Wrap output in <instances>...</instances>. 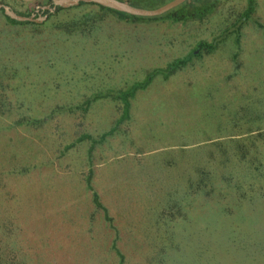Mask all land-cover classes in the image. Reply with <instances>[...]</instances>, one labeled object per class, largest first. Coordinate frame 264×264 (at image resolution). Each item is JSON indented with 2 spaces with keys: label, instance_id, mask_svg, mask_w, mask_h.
<instances>
[{
  "label": "rangeland",
  "instance_id": "obj_1",
  "mask_svg": "<svg viewBox=\"0 0 264 264\" xmlns=\"http://www.w3.org/2000/svg\"><path fill=\"white\" fill-rule=\"evenodd\" d=\"M0 1L16 11H35L47 2ZM245 3L221 0L204 18L178 22H127L103 12L104 19L98 22V28L93 27L96 30L91 36L61 34L55 24L60 19L91 13L98 8L96 5L69 7L45 19L48 25L38 29L8 24L0 18V31L4 30L0 39L5 40L7 35L12 43L0 51V203L3 201L7 208H0V230L15 228L9 246L29 252L33 257L29 264H115L110 249L114 230L101 221L99 212L92 222L88 217L93 205L81 173L88 141L67 151L64 148L79 134L96 135L112 126L119 117V101L105 95L93 99L86 111L77 106L95 93L125 90L144 81L148 72L186 55L199 40L210 41L231 26ZM262 81L264 0H256L252 18L240 28L239 44L229 33L214 51L194 56L167 80L157 74L147 87L135 92L130 102L138 99L137 114L141 118L134 123L133 132L169 134L164 139L150 138L158 149L164 146L159 142H170L171 134L186 119L198 124L216 115L212 120L223 128L224 105L245 104L254 84ZM52 111L53 115L41 125L16 122L25 117L43 118ZM209 125L204 123L203 130ZM196 131L191 134H201ZM218 132L227 133L223 129ZM117 133L127 134L120 128ZM207 147L208 143H197L179 151L172 149V154L178 156L183 185L188 183L187 174L193 172L194 164L202 162ZM214 183H218L215 177ZM181 198L189 201V217L174 221L171 233L162 228L152 231L136 227L116 235L124 264H158L160 258L162 264H264L255 249L258 243L264 249L263 204L256 201L253 210L226 214L222 212L223 198L211 202L192 190L182 193ZM182 203L187 206L185 201ZM141 215L143 219L144 212ZM197 217L209 224L202 228L207 233L203 234L201 257L187 246L188 233L194 229ZM138 230L143 231L142 235ZM232 234L237 235L238 244L228 239Z\"/></svg>",
  "mask_w": 264,
  "mask_h": 264
},
{
  "label": "trees",
  "instance_id": "obj_2",
  "mask_svg": "<svg viewBox=\"0 0 264 264\" xmlns=\"http://www.w3.org/2000/svg\"><path fill=\"white\" fill-rule=\"evenodd\" d=\"M51 1L52 0H47L46 4L51 3ZM126 1H128L133 6L154 9L170 0ZM220 2L221 0H186L180 5L161 15L149 17L135 16L98 4L81 2L78 6L83 4L84 6L96 5L98 8L91 11V13H85L80 17H75L74 19H60L58 23L55 24V28L57 31H59V33L65 34L67 36L75 35L77 32L84 34L85 36H91L94 33V29L96 30V28H98V22H101L104 19L103 12H108L115 16L118 20L127 22H138L143 20L155 21L161 19L178 22L189 19H202L212 13L220 4ZM0 3L5 2L0 1ZM8 5L14 10L12 5ZM255 7L256 0H246L244 8L239 12L238 15L236 14V17L231 22V26L229 28L224 29V31L222 30L210 41L199 40L194 48L186 55L173 58L163 68L153 69L148 72L144 81L135 82L125 90L119 89L113 90L112 92L108 90L109 92L107 93H95L91 96V98H86L80 104V106H77L79 109L86 111L93 99L96 100L105 95H112L113 99L119 101V104L117 105L119 106L118 109L120 110L119 117L115 120L112 126L98 134V139L94 138L92 134L82 133L79 134L74 141L67 143L64 148V150L67 151L72 146L78 147V145L83 141H88V144L85 148L86 165L81 171L85 183V189L89 194V199L93 205L88 217L92 222L95 220L96 213L99 212L102 219L101 221H104L107 226H110L114 230V239L110 244V249L114 251L116 258L115 264H124V254L118 248L116 244L117 240L115 239L116 235L119 234V228L112 224V217L109 216L108 210L102 203L99 193L92 182V151L95 147V144L102 143L108 135H112L116 131H119V128L125 132V129L120 127V125L128 118L130 99L133 98L135 92L138 89L147 87L154 76L161 74L163 78L167 80L169 77L174 75L177 70L186 67L194 56L200 57L203 52L209 53L214 51L218 44L223 41V39L229 33H233L235 43L239 44L240 28L242 24L252 18ZM65 9L68 8L57 6L55 12L50 13L48 11H44V14H48L46 19L49 20L53 15H57ZM16 12L21 15L28 16L35 11L18 10ZM35 16H37V13ZM0 18L4 19V21L8 24L31 26L37 29L48 25L46 23L47 20L43 23H36L33 21H18L12 19L11 17L4 14L3 9H0ZM257 24L262 26L259 22H257ZM94 26L96 28H93ZM3 32L4 30L0 31V34ZM4 37H6L5 40L0 39V41H3L0 44V51L5 50L6 47L8 48L9 44L12 46V43H10L7 39V35H4ZM0 81L2 82L1 79ZM263 89L264 81L259 84H254L253 88L251 89V93L246 95L247 97L245 104H236L235 102H231L227 105H224L226 113H223V118H226L223 120V128L218 125L219 122L212 120L214 117H216V115L211 116L209 120H207V117H205L206 119L205 122L203 121V123L201 122L195 124L194 120L190 119H186L181 123L177 132L175 134L173 133V141L178 143V147L176 148L178 151L179 149L193 146L197 143H208L209 145L202 162L198 161L197 164L195 163L193 166V172H190L191 174H187L186 182L188 183L185 185H183L184 181L181 180L178 156H174L170 148L163 147V150L148 154L147 158L151 164L146 166L148 167L147 173H143L142 177H144V175L147 176L146 198L148 197V200L150 199L152 204L149 200L146 221L144 218L140 221L141 229H152L153 231L162 228L163 231L172 232L174 221L178 223L181 219H187L189 217L187 214L188 209L190 208L189 201H186V199L182 200L181 194L183 193L185 195V192L190 193L191 190L196 194L197 191L202 193L204 198L211 200V202H214L215 199L219 201L220 198H223L222 212L226 214L237 212L238 210H253L256 208L253 207L256 201H259V205L263 204L264 206ZM1 103L2 101H0V110L3 109ZM69 110L73 109L69 107ZM53 113L54 111L43 116V118L41 117L37 119L27 120L25 117L17 120L16 122L23 124V121H25L27 124L41 125V123H43L45 119L50 118ZM206 122H209L210 124L207 126L209 130L206 128L203 130L202 125ZM214 128L216 130H214ZM222 129L223 131H227V133L219 134L220 132L218 131H221ZM194 130H198L196 133L201 134H191V132ZM61 153L65 152L61 151ZM193 174H196L194 176L195 180H191ZM214 177L218 181L217 184L214 183ZM182 201H185L187 206L185 203H182ZM43 204L44 198L41 205ZM1 207H4V209L7 210L3 201L0 203V208ZM214 207H216V205H214ZM10 217L13 218V215L10 214ZM211 218L215 219V217H212V215ZM193 224L195 227L190 233H188L187 246L189 249H195L196 255L201 257L203 255V248L201 247L204 242L203 234L207 233V231L203 232L202 228L209 227V224L207 220L199 219V217L193 220ZM6 225L9 226L10 223L8 222ZM13 229L15 230L13 227H6V229H3L2 231L0 230V244L2 243V247H0V264H29L28 260H31L32 257L29 255V252L20 247H17V250H14L9 246V242H11L10 235L12 234ZM228 239H230L231 243H239L236 234H232V236L230 235ZM255 249H257L260 256L264 258V249L259 243L258 245H255ZM199 257L198 259L201 260L202 258ZM255 258L256 256L254 255V259ZM157 262L158 264H162V258L157 260Z\"/></svg>",
  "mask_w": 264,
  "mask_h": 264
},
{
  "label": "crops",
  "instance_id": "obj_3",
  "mask_svg": "<svg viewBox=\"0 0 264 264\" xmlns=\"http://www.w3.org/2000/svg\"><path fill=\"white\" fill-rule=\"evenodd\" d=\"M141 94L142 92L139 96ZM137 100L130 102L128 118L125 124L122 122V127L127 134L108 135L102 143L95 144L92 151V182L109 216L112 217V224L119 228V234H126L125 228L139 227L141 229L142 212L146 221L150 199L146 198L147 176L142 177V174L147 173L146 166L151 164L147 158L148 154L163 150L161 148L165 146H170L171 150L178 147V143L173 141L174 134H171L170 142H159L164 146L157 149L150 138L164 139L169 134L133 132L134 123L141 118L137 114L139 106ZM146 115L144 114L142 118ZM93 136L98 139V134ZM114 139L117 140H115L116 143H113ZM138 233L143 232L138 230Z\"/></svg>",
  "mask_w": 264,
  "mask_h": 264
},
{
  "label": "water",
  "instance_id": "obj_4",
  "mask_svg": "<svg viewBox=\"0 0 264 264\" xmlns=\"http://www.w3.org/2000/svg\"><path fill=\"white\" fill-rule=\"evenodd\" d=\"M184 1L186 0H170L157 8L147 9L133 6L126 0H52L51 3L38 5L35 12H32L28 16L17 13L11 8V6L5 3H0V9H3L4 14L11 17L12 19L18 21H33L36 23H40L43 22L48 16V14H44V11L53 13L55 12L57 6H60L62 8H69L79 5L81 2L98 4L107 8L114 9L116 11L126 12L135 16L149 17L161 15L169 11L170 9L180 5ZM36 13L37 16H35Z\"/></svg>",
  "mask_w": 264,
  "mask_h": 264
}]
</instances>
